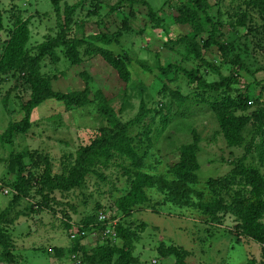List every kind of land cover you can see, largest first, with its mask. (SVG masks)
Instances as JSON below:
<instances>
[{
    "label": "trees",
    "instance_id": "trees-1",
    "mask_svg": "<svg viewBox=\"0 0 264 264\" xmlns=\"http://www.w3.org/2000/svg\"><path fill=\"white\" fill-rule=\"evenodd\" d=\"M176 1L177 5L172 8L175 13L173 22L186 27L187 31L174 40L163 42V46L167 43L179 46L194 65L188 70L175 64L156 66L166 81H171L168 76L172 71L179 73L187 91L183 94L162 87L158 95L161 99L169 98L178 108L186 103L202 105L213 114L227 147L242 146L243 149L242 156L224 177L204 180L202 187L206 198L202 191L190 188L198 182L196 136L178 147L177 160L168 169L170 179L139 171L149 146L154 116H159V128L165 129L170 123L166 117L170 105L153 101V108H148L140 102L131 118L121 120L100 90L90 93L86 86L89 77L84 72L79 74L84 82L80 91L62 93L52 89L54 76H47L39 70V63L45 58L55 64L60 54L67 64L78 66L83 54H93L115 73L119 81L127 83L130 61L126 53H114L104 47L118 45L123 34L129 32L127 23L134 17L135 6L144 9L152 29L159 28V9L154 10L145 0H116L109 11L114 12L118 6L127 4V13L119 20L115 32L75 38L70 33L78 2L67 5L63 0H50L51 11L59 19L56 31L52 36H42L41 42L31 47L29 17L22 19V11L11 6L7 12L0 8V33L4 36L0 41V80L7 75L21 78L23 86L27 87L23 90L28 91V98L19 109L21 118L8 124L0 135V144L10 145L16 135L26 133L31 112L48 100L67 109L93 106L102 120L88 143L81 146L73 157H65L60 162L57 173L52 171V165L45 158L39 164L33 162L30 170L25 172L23 159H31L30 153L10 152L3 160L2 165L13 178L10 183L0 181V188L9 187L15 194H9L8 204L0 210V264H15L18 259L7 230L18 218L30 216L35 211L50 210L53 213V193L63 195L79 191L89 175L102 180L98 170L108 165L117 166L124 179L122 188L115 189L109 196L114 210L107 219L115 220L111 226L114 236L103 235L104 226L97 221V215L104 208L96 202L78 222L69 217L59 221L68 243L65 248H49L53 256H64L74 264H130L134 242L138 238L134 230L138 227L133 225L130 215L149 202L145 193V189H149L163 194L162 205L193 208L206 217L204 222L209 225L221 227L225 217L231 216L234 221L232 241H252L260 247L263 261L257 263L251 258L246 259L245 264H264V83L248 81L246 74L250 72L245 62L247 51L264 52V0ZM93 14L94 10H90L85 16ZM79 23L82 26V22ZM247 45L251 48L248 49ZM243 78L247 80L245 84L241 83ZM257 85L260 90L255 94L254 86ZM16 97L20 98V95ZM246 126L249 131L241 136L240 131ZM132 131H136L135 134ZM142 140L146 141L145 148L141 146ZM248 156H252L254 164L244 163ZM26 200L34 201L30 204ZM20 202H24L21 209L17 208ZM32 206L36 207L35 210ZM92 234L96 236L93 246H83L81 241ZM163 246L160 243L155 247V257L170 258L172 264H187V253L183 248L171 244ZM34 250L42 252L43 249Z\"/></svg>",
    "mask_w": 264,
    "mask_h": 264
},
{
    "label": "rangeland",
    "instance_id": "rangeland-1",
    "mask_svg": "<svg viewBox=\"0 0 264 264\" xmlns=\"http://www.w3.org/2000/svg\"><path fill=\"white\" fill-rule=\"evenodd\" d=\"M79 1L63 0L67 5L78 2L73 16L74 25L70 33L75 38L98 32L113 33L116 31L119 20L127 13V4L118 6L114 12L109 11L108 8L113 6L116 0H81L80 3ZM145 1L154 10L159 9V12H156L160 19L159 28H150L144 9L135 6L134 17L127 23L129 32L123 34L118 45L104 47L114 53H126L130 61L127 83L119 81L115 73L93 54H83L78 66H70L60 54L55 64L49 63L45 58L39 63V70L47 76H54L51 80L52 89L62 93L80 91L84 82L79 78V74L84 72L89 77L86 86L90 93L100 90L110 100L109 107L121 120L131 118L136 113L140 102L148 108H153V101H163L170 105L166 112L170 123L165 129L159 128V120H157L159 116H154L156 118L154 124L150 125L149 131V146L146 148L144 163L139 171L141 174H157L167 180L170 179L168 169L177 160L178 147L189 143L192 137L196 136L198 182L190 188L202 191L206 198L202 187L204 180L224 177L233 163L242 156L243 149L242 146L227 147L222 135L218 132L213 114L202 105L186 103L178 108L174 102H170L169 98L161 99L158 95L162 87L176 89L183 94L187 91L183 77L179 73L172 71L168 76L171 81H166L157 72L156 66L175 64L188 70L193 68L194 64L184 55L179 46L169 43L163 46V42L174 40L187 31L186 27L175 25L172 19L175 14L172 8L177 5V1ZM214 1L209 0V3ZM10 6L22 11V19L29 17V46L37 45L41 42L42 36L48 34L52 36L56 31L59 19H56L51 11L50 0H0V8L5 12ZM90 10H94V14L86 17V12ZM79 22H82V26H79ZM3 39L4 36L0 33V41ZM247 48L250 49L251 46L247 45ZM206 58L208 59L207 56ZM245 62L250 72L246 74L248 81L263 84L264 52L247 51ZM43 64L45 66H42ZM246 82L245 78L241 79V83ZM23 83L21 78L16 79L10 75L1 77L0 135L10 122L21 118L20 106L28 98V91L23 90L27 87L23 86ZM254 87L256 94L260 90V85ZM16 95H20V98ZM156 107L159 108V105ZM29 120L30 127L26 133L16 135L10 145L0 144V160L2 161H0V181L3 183L12 182L13 178L2 165L8 153H30L31 159L26 156L23 159L26 164L25 172L30 170L33 162L39 164L41 159L45 158L52 165V171L57 173L60 162H63L65 157H73L81 146L86 145L102 121L93 106L67 109L51 100L36 107L31 112ZM248 131L249 128L246 126L240 131V135L244 136ZM135 132L132 131V134ZM141 146L146 147L145 140H142ZM244 163L254 164L255 162L252 156H248ZM98 172L103 179L89 175L79 191L75 190L63 195L53 193V213L50 210L35 211L30 216L18 218L7 229L16 248L14 254L18 259L15 264H74L72 260L64 256L62 258L53 256L49 248L53 249L55 246L63 248L68 243L59 222L64 220V217L78 222L81 216L90 212L96 202L103 206L102 214L105 218L112 214L114 209L110 204L109 196L115 189L122 188L124 179L121 177V170L115 165L100 168ZM2 188L10 189L4 186ZM2 188H0V210L8 204L10 199L9 194H2ZM11 191L13 193L10 194H15L13 190ZM145 193L149 202L144 203L130 215L133 225L138 227L134 229L138 238L134 242L130 264H172L173 261L170 258L158 259L154 256V249L160 243L164 244L163 247L171 244L183 248L187 253L185 258L187 264H245V260L251 258L257 263L263 261L260 257V247L254 242L243 240L241 243H234L232 241L234 221L231 216L225 217L221 227H216L206 224L204 222L206 217L193 208L164 206L161 204L163 194L149 189H145ZM26 201L33 204L34 200ZM17 204L19 209L24 207V202ZM107 206L110 207L107 208ZM32 208L35 210L36 207L32 206ZM95 239V235L88 236L81 241V244L93 246ZM35 248L43 250L40 252L34 250Z\"/></svg>",
    "mask_w": 264,
    "mask_h": 264
},
{
    "label": "built area",
    "instance_id": "built-area-1",
    "mask_svg": "<svg viewBox=\"0 0 264 264\" xmlns=\"http://www.w3.org/2000/svg\"><path fill=\"white\" fill-rule=\"evenodd\" d=\"M2 194L4 195H7V194H10L12 191L10 189H7V188H2ZM13 193V192H12ZM97 221L99 223H101V225L104 226V230H103V235H110V236H114V233L113 231L111 230V226L114 225L115 223V220L112 221V220H108L107 218L104 217V214H102V212H100L98 215H97ZM80 235H82V233H80ZM94 235V234H92ZM72 236V235H71Z\"/></svg>",
    "mask_w": 264,
    "mask_h": 264
}]
</instances>
